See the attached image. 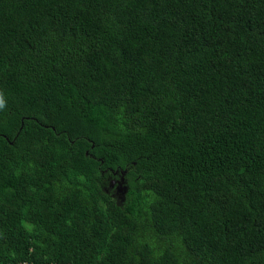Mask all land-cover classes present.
<instances>
[{"label":"trees","instance_id":"obj_1","mask_svg":"<svg viewBox=\"0 0 264 264\" xmlns=\"http://www.w3.org/2000/svg\"><path fill=\"white\" fill-rule=\"evenodd\" d=\"M0 264H264V0H0Z\"/></svg>","mask_w":264,"mask_h":264},{"label":"clouds","instance_id":"obj_2","mask_svg":"<svg viewBox=\"0 0 264 264\" xmlns=\"http://www.w3.org/2000/svg\"><path fill=\"white\" fill-rule=\"evenodd\" d=\"M4 107V100L2 99V96H0V108Z\"/></svg>","mask_w":264,"mask_h":264}]
</instances>
